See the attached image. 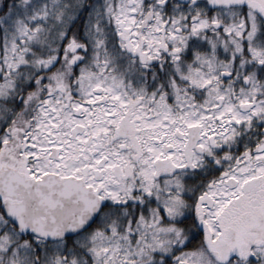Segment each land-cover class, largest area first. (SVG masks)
Masks as SVG:
<instances>
[{
    "label": "snow or ice",
    "instance_id": "snow-or-ice-1",
    "mask_svg": "<svg viewBox=\"0 0 264 264\" xmlns=\"http://www.w3.org/2000/svg\"><path fill=\"white\" fill-rule=\"evenodd\" d=\"M0 264H264V0H0Z\"/></svg>",
    "mask_w": 264,
    "mask_h": 264
}]
</instances>
